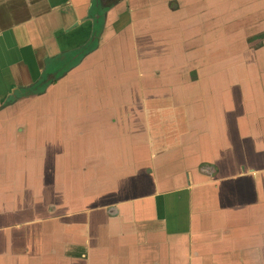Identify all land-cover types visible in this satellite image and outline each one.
Segmentation results:
<instances>
[{
	"label": "crops",
	"instance_id": "obj_1",
	"mask_svg": "<svg viewBox=\"0 0 264 264\" xmlns=\"http://www.w3.org/2000/svg\"><path fill=\"white\" fill-rule=\"evenodd\" d=\"M220 1L0 0V97L49 81L0 106V264H264V59L174 76L187 37L230 34L186 4Z\"/></svg>",
	"mask_w": 264,
	"mask_h": 264
},
{
	"label": "rangeland",
	"instance_id": "obj_2",
	"mask_svg": "<svg viewBox=\"0 0 264 264\" xmlns=\"http://www.w3.org/2000/svg\"><path fill=\"white\" fill-rule=\"evenodd\" d=\"M257 2L261 3L264 2V0H257ZM217 6L222 8L221 14L222 16H224L222 22L223 32L225 29H229L230 36L227 34L226 36L220 37L218 35H214L215 30H210V32L206 31L205 35L202 36L195 35V37L192 38L187 37L185 39L184 51L175 53L173 56V60L176 62L175 64L179 66H182L183 62L189 60L191 61V66L187 65L185 66V68L179 67L177 70H174V76H179L181 78L186 77V79L195 81L198 78V72L200 70L199 67H195L197 66L196 63L198 61L208 62L217 60L222 64L219 68L220 72L222 74H225V76L227 77H229L227 73L231 72V77H233L232 79H235V82H237L236 85L240 86V79L245 78L246 71H248L245 68L246 63L264 59V53L260 51L264 45V42H262V37L257 35L253 36V33L251 31V27H253L255 31L261 30L262 22H257V20H251V18H248V13L252 10L250 9V7L248 8L247 5H245V2L242 3L239 0H222V2H214L209 5L196 4L192 6L186 4L185 13L191 12L194 14L192 15V17H186L185 21H187V24H195L199 21L201 22V20L205 18V15H207L210 11L214 12L212 8H218ZM199 12L205 15H202ZM256 22L258 24H256ZM164 24L165 23H163V25ZM190 28H195V26ZM200 29L202 30V28ZM164 35V33L159 34L158 40L160 41H157L152 37L154 41H156V43H160L161 41H163V45L158 44L156 47L150 45L146 48L144 45V41H147V38L144 36L136 37V42L140 44L142 54L145 55V58L150 57L147 51H150V49L156 51L158 49V55L155 59L157 61L162 60L161 62H164V59L165 61L167 60L166 56L169 55L170 50L167 49L169 48L168 45H165V42L168 41V39ZM98 38L99 37L97 36V38H93V40L98 42ZM174 49H176L175 46ZM252 51H254V53ZM163 55L165 56V58ZM152 59L154 60L153 57ZM118 60L119 64L117 66L122 67L121 61L123 62L130 60V54L128 53V51L121 48L120 52H118ZM151 62L154 63L155 61ZM164 70L166 72L167 69ZM164 70L160 68V70H157V73H155L154 76L164 77ZM254 70L255 69H253V71ZM48 82L49 81L45 82L41 80L38 81V83H32L27 88L16 90L13 95L5 100H3L5 96L3 98L0 97V106L2 105L1 108L4 109L7 106H12L21 99H33L37 96H41L45 92V88L49 85Z\"/></svg>",
	"mask_w": 264,
	"mask_h": 264
}]
</instances>
